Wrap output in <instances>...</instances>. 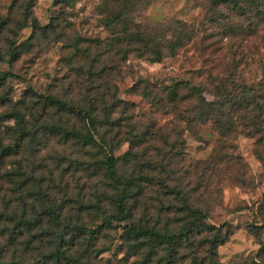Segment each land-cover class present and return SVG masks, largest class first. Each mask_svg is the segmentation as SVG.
Instances as JSON below:
<instances>
[{"label":"trees","instance_id":"1","mask_svg":"<svg viewBox=\"0 0 264 264\" xmlns=\"http://www.w3.org/2000/svg\"><path fill=\"white\" fill-rule=\"evenodd\" d=\"M76 1L53 0L60 11L43 26L31 16L30 2L20 5V19L12 17L11 22L19 30L31 27L32 35L19 42L5 39L11 60L27 52L32 40L37 45L41 41L63 42L70 48L65 63L73 73L65 86L46 94L28 86L25 99L15 103L0 94V105L9 104V109L0 112V124L14 120L13 125L0 130V264H112L109 259H100L105 250L100 240L113 222H125L120 247L128 242L126 254L116 264H127L128 256L135 255L136 264H182L188 256L190 264H200L194 250L201 247L203 264H219L216 249L226 240L228 228L222 232L220 226L207 222V213L189 200L175 177L173 161L183 158L185 144L177 124L180 120L191 124L210 121L224 137L243 127L251 135L259 134V141L264 142L261 85L247 84L242 75L233 72L225 78L209 76L208 85L176 79L153 84L138 77L129 91L141 95L160 112L172 114L171 129L176 137L170 140L171 130L163 133L153 122L142 125L132 120L129 105L117 96L110 76L112 69L121 76L130 56L161 61L166 54H174L187 35L135 22L133 16L147 0H112V8L102 19L113 36L108 45L80 35L66 43L67 25L58 30L59 20H64L60 15ZM210 1L215 5L228 3L234 15L246 20L237 27L248 33L264 20V0ZM4 25L9 23L2 18L0 30ZM3 54L0 45V60ZM9 76L13 73L0 72L1 86ZM186 103L190 107L183 106ZM155 135L166 148L156 147L149 155L147 148L140 146ZM123 142L129 149L115 155ZM134 146L139 149L134 150ZM49 147L55 154L50 157L51 165L23 159L26 153L36 156L38 150L50 151ZM65 149H70L69 158L61 155ZM78 164L99 180L100 197L95 195L94 201H84L79 194L74 195L75 191L69 192L67 182L61 184L66 172L78 169ZM150 184L172 195L167 205H154L153 211L147 202ZM157 200L161 203L159 197ZM173 223L178 224L177 229L164 226ZM201 233L203 237L193 241Z\"/></svg>","mask_w":264,"mask_h":264},{"label":"rangeland","instance_id":"2","mask_svg":"<svg viewBox=\"0 0 264 264\" xmlns=\"http://www.w3.org/2000/svg\"><path fill=\"white\" fill-rule=\"evenodd\" d=\"M27 2L31 3V16L42 26L60 11L58 5H53V0H0V20L4 18L9 23L0 30V45L4 53L0 60V72L13 73V76H9L0 85V94H4L11 103L25 99L28 86L43 94L59 90L72 78L73 73L65 63L70 48H65L63 42L41 41L37 45L32 40L31 48L21 53L17 59L11 60L6 54V38L19 42L32 35L31 27L19 30L11 22L12 17L20 19V5ZM147 2L133 16L135 22L151 29L169 27L170 31H182L187 36L184 44L174 54H166L161 61L130 56L120 70L121 76L112 69L111 82L117 88V96L129 105L132 120L142 125L153 122L156 128H162L163 133L171 130L170 140L176 137L171 129L174 122L172 114L160 112L141 95L129 91L138 77L153 84L169 83L176 79L188 80L190 85H197L207 84L209 76L225 78L233 72L235 76L242 75L247 84L261 85L260 101L264 104L263 19L257 22L253 32L248 33L237 27L242 22L246 24V20L243 16L234 15L228 3L215 5L210 0ZM112 3V0H78L73 6L63 8L60 18L63 17L64 20H59L61 24L58 30L67 25L64 30L65 42L69 43L74 35H80L83 38H93L94 41L103 40L108 45L113 36L103 26L102 19L112 8ZM230 26H233L234 31H231ZM92 46L95 47L94 44ZM5 103L0 105V112L9 109L8 102ZM183 106L190 107V104ZM13 122L12 118L3 121L0 130L5 129V125H13ZM177 127L181 130L185 144L183 158L173 161L177 166L175 177L188 193L189 200L207 213V222L220 226L222 232L228 228V236L218 245L215 259L219 264H264V142L259 141V134L251 135L246 128L239 127L235 133L224 137L210 121L191 124L180 120ZM124 129L123 126L120 129L122 134ZM165 145L160 136L155 135L140 147L145 146L147 153L152 155L156 147L166 148ZM55 148L60 149L58 145ZM49 149L50 151L47 148L38 150L36 156L26 153L23 159L46 161L51 165L50 157L54 152L52 148ZM128 149L129 144L123 142L114 154L119 155ZM138 149L139 147L134 146V150ZM69 151L70 149H65L61 155L69 158ZM64 159L63 166L66 164ZM77 166L78 169L72 168V171L66 172L61 184L67 182L69 192L75 191L74 195L79 194V198L82 197L86 202L93 200L95 195L100 197L97 186L99 180L91 176L89 170H83L82 164ZM147 190V196L151 197L147 199L151 211L154 210V205H167L170 201L167 199H172V195L162 192L158 185L150 184ZM58 195L62 194L59 192ZM158 197L161 203L157 200ZM170 218L173 220L174 217L170 215ZM84 219L87 220V216ZM123 225L125 222H113L112 228L105 235L102 234L100 245L105 250L100 255L101 260L109 259L112 264H116V260L126 254L128 242L120 247ZM164 226L178 228L176 223ZM203 234L196 235L193 241H198ZM203 249L201 247L194 250L198 252L196 262L200 264H203L201 261L205 255ZM127 259V264H136L137 255L128 256ZM181 261L182 264H190V257H183Z\"/></svg>","mask_w":264,"mask_h":264}]
</instances>
